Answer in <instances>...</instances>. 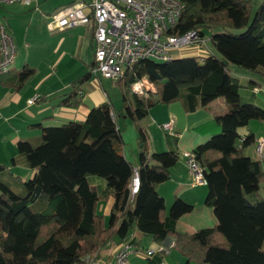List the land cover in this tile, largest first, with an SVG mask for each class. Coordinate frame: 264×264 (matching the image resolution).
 I'll use <instances>...</instances> for the list:
<instances>
[{
    "label": "trees",
    "instance_id": "obj_1",
    "mask_svg": "<svg viewBox=\"0 0 264 264\" xmlns=\"http://www.w3.org/2000/svg\"><path fill=\"white\" fill-rule=\"evenodd\" d=\"M178 1L182 13L173 33L196 30L205 37V31H212L210 54L138 60L115 81L121 109L103 102L89 108L81 121L42 127L36 143L17 142V152L34 171L30 178L21 181L0 163V264H84V256L99 258L126 240L132 227L159 241L172 237L173 248L187 264H264V198L259 194L264 169L261 159L245 153L262 134L264 108L240 101L241 83L229 68L232 64L264 77V0L257 8L251 0ZM34 71L23 66L0 76V84L18 91ZM143 78L155 90L138 95L131 86ZM88 79L89 72L72 81L58 105L79 106ZM216 98H223L229 110L200 126L215 133L191 151L205 179L204 204L216 223L188 234L177 230L176 223L193 205L175 197L166 212L157 191L170 178L179 154L148 151L142 121L157 103L179 102L185 113H192L207 111ZM119 116L135 123L140 146L136 167L123 153ZM134 169L139 185L131 195ZM89 177L104 181L102 194ZM109 195L114 201L104 222L96 208Z\"/></svg>",
    "mask_w": 264,
    "mask_h": 264
},
{
    "label": "rangeland",
    "instance_id": "obj_2",
    "mask_svg": "<svg viewBox=\"0 0 264 264\" xmlns=\"http://www.w3.org/2000/svg\"><path fill=\"white\" fill-rule=\"evenodd\" d=\"M70 1L73 0H43V2L39 4V10L48 12L54 6L65 5ZM251 1L254 8H257L262 0ZM0 24L5 27L6 31L13 38L16 49V56L9 67V71L18 72L23 66H29L35 70L30 79L18 91L0 85V156L6 159L10 151L17 152V145L15 146L14 142L15 139H18L16 137L19 135L33 136L34 133L38 131L40 132V130L37 129V125L39 122L46 121V119H44L45 115L52 113L55 114L53 122L47 124L43 123V126L60 125L61 123L68 121L67 116H63L62 112L59 113V109L54 103L58 97L70 90V83L82 75V69L80 70V68L84 67L85 70L86 59L92 55V51L90 48L87 51L84 50L85 55H83V58H76L74 52L77 40L82 34V28L50 32L46 27V21L41 19L39 12L35 11L32 6H27L21 3H0ZM211 33L212 31L210 30L205 31V38L208 39ZM195 46L196 45L183 46L180 52L173 53L174 58H180L184 55H194L197 50ZM77 65L80 67L78 68ZM229 68L231 71L235 69L232 64H229ZM250 74L258 80L261 86L264 87L263 76L252 73ZM241 81L242 79H240V82ZM99 87L108 94L111 107L115 110L121 109L122 98L119 85L115 81L101 78ZM240 90H242V88ZM39 95L44 96V102L34 101L32 104L27 102L28 97H30L29 99H33L34 97L38 98ZM261 107L264 108V105ZM71 108L75 109L74 107ZM149 111L150 113L147 119L148 125H146L149 140L147 146L148 151H155L161 149L160 145L162 144L163 134L161 130L156 127V122H154L153 119L165 121L171 113L173 119L177 121V126L179 125L180 128L183 129L187 113L184 112L179 102L167 105L157 103L150 108ZM202 112L204 111H201V114L199 113V115H197L199 118L200 116L203 117ZM192 118H195V116ZM142 124L145 126V120L142 121ZM203 124H201V126ZM116 125L120 130L122 137L124 155L137 160L140 146L137 142L138 132L135 123L128 118L119 116L116 118ZM190 132L192 133L189 134L194 133L197 136L207 134V137L203 141L208 139L212 133H215V131L203 133V130L200 127L199 129L190 130ZM188 135L183 138V144H188ZM183 153V150L179 151L178 160L183 161ZM10 171L14 175L17 173L22 175L21 170L12 169ZM189 180L190 179L185 178L182 184L187 185ZM179 181L180 180H178V182ZM14 187L17 188L16 185H14ZM206 194L203 196L204 199ZM259 194L264 198V181L260 184ZM170 198L172 199V195H170L169 192L166 196L168 210L171 205H169L171 201L169 200ZM33 207H35V205H32V208ZM197 210L198 209H196V211ZM212 214L214 216V213ZM262 247L264 248V241Z\"/></svg>",
    "mask_w": 264,
    "mask_h": 264
},
{
    "label": "built area",
    "instance_id": "obj_3",
    "mask_svg": "<svg viewBox=\"0 0 264 264\" xmlns=\"http://www.w3.org/2000/svg\"><path fill=\"white\" fill-rule=\"evenodd\" d=\"M41 0H0V3H21L32 6L46 21L50 32L63 31L72 27H91L93 39V62L89 74L99 78L117 81L124 71L140 59L156 61L170 60L174 52H180L186 45H196V52L208 55V40L196 30L183 34L173 33L182 13L178 0H86L68 4L51 14L39 10ZM197 52V53H198ZM196 54V53H195ZM16 56L13 38L0 24V76L9 71ZM138 95L154 91V87L143 78L131 86ZM255 93L259 87H253ZM37 97L28 99L32 104ZM173 117L160 125L161 129L173 134ZM255 153L262 160L264 136L257 139ZM191 179V186L205 184L202 168L193 152L183 153ZM138 174L134 169L131 179V195L137 191ZM133 245L128 240L118 244L111 261H100L94 254L83 257L84 264H127Z\"/></svg>",
    "mask_w": 264,
    "mask_h": 264
},
{
    "label": "crops",
    "instance_id": "obj_4",
    "mask_svg": "<svg viewBox=\"0 0 264 264\" xmlns=\"http://www.w3.org/2000/svg\"><path fill=\"white\" fill-rule=\"evenodd\" d=\"M79 1H86V0H73L70 2H79ZM41 2H43V0H41L39 4ZM69 3L65 5H68ZM65 5H57V6H54L48 12H44V11L42 12L51 14L56 9L62 6H65ZM72 28H82V34L81 36H79L77 40L74 56L80 59V58H83V55H85L84 50L87 51L90 48L92 51V55L86 59L85 70H84V67L80 68V70L82 69L81 74L84 75L85 73L89 72L90 66L92 65V62H93L94 43L92 39V28L91 27H81V26L72 27ZM72 28H69V29H72ZM197 52L196 54H194L195 56H199V57L204 56L203 54L201 53L199 54V52L198 53ZM184 56H192V55H184ZM77 67L79 68L80 66L77 65ZM234 68L235 69L231 71L232 74L238 77L239 82H240V79H242V81L240 82L242 90H239L240 101L242 103H253V104L257 103L256 105L259 104L258 106L260 107L263 106L264 105V87L261 86L258 80L254 76H252L249 72H243V70H240L236 67ZM12 73L14 72L8 71L6 74H12ZM100 79L101 78H99L98 81H95L91 78L89 74V79L81 86L82 92H80V95H79L81 97V104L78 108H75V109L71 107H64V106L58 105V103L61 101L63 96L71 91V85H70V90L62 94L60 97H58L56 102L54 103V105L59 109V113L62 112L63 116L66 115L68 118V121H81L84 119L89 108L93 106H97L103 102H107V101L110 102L108 94L99 87ZM250 79L251 81L249 82ZM254 86L259 87L258 93H255L253 91ZM8 89H11V88H8ZM29 98L30 97H28L27 100ZM40 101L42 102L45 101L44 96L39 95L38 98L35 100V102H40ZM208 107L209 109L207 111L203 109H197L196 111L192 113H187L185 116L186 121H185L183 129L180 128L179 125L177 126V121L173 119L174 120L173 134H169L168 132H165L160 127V125L164 124L165 122H168L170 118L169 116H171V113L168 116V119L165 121L163 120L160 121L159 119H153L154 122H156V127L159 128L163 134L162 144L160 145L161 149H157V150L177 151L178 153L180 150H183L184 152H191L198 144L203 143L204 142L203 140L207 137V134H204L203 136H197L194 133L189 134V133H192L190 132V130H195L197 128L199 129L201 124L208 122L215 116L223 115L227 113L229 110V106L228 104L225 103L223 98H216L212 100L209 103ZM201 111H204L202 112L203 117L200 116L199 118V116L197 115H199V113L201 114ZM54 116H55L54 113L44 116V119H46V121L39 122L37 125L38 126L37 129L40 130V132L38 131L39 133L36 132L34 133L33 136L19 135L18 137H16L18 139L14 140L15 146L17 145V142L19 140L29 141L32 144L38 142L40 134H41V128L44 127L43 123L47 124V123L53 122ZM193 116H195V118H192ZM147 119L148 117L145 119L146 125H148ZM68 121H65L63 123H66ZM54 126H57V125H54ZM209 131L214 132L215 129L211 128V130ZM209 131L203 130V133L209 132ZM260 132H262V134H260L258 138L261 136H264V129L260 130ZM240 133L241 135H244L246 133V129L245 128L241 129ZM186 135H188L187 137L188 144H183L182 140ZM151 151H154V150H151ZM11 152L12 151L8 153V157L6 159L0 156V163L5 164L8 167L9 172H11L10 170L12 169L21 170L22 175H20V173H17L16 175H14L11 172L12 175L18 176L21 181L26 180L24 178H30L33 175L34 171L28 167L24 155L19 154L16 151L12 153ZM245 153L249 155L253 160H256L258 158L255 153L254 145L247 147L245 149ZM125 157L132 163L134 167L138 165V158L136 160L134 158L131 159L130 157H127L126 155ZM261 166L264 169V155L262 158ZM185 178L190 179L187 166L185 164L184 159L183 161L178 160L177 163L170 170V178L167 181L159 184L157 187V191L159 195L162 196V198L164 199L166 212H168V207H167L168 204L166 203V196L167 194H169V192H170V195H172V199L171 198L169 199L171 200L169 205L171 204V202L174 200L175 197H179L183 199L184 201L191 203L193 205L192 211L182 215L176 223L177 230L191 234L200 228L214 226L216 223V218L212 214L213 213L212 209L210 207H207L203 201L204 200L203 196H205L206 194V188H205L206 186H203L205 184L198 185V186H191V179L189 180V183L187 185L182 184ZM178 180L180 181L178 182ZM89 183L92 187L96 189L98 193L100 194L103 193L104 188H105V183L103 180L96 178V177H89ZM113 201H114L113 197L109 195L108 197L100 200L97 204V208H96L97 213L103 217L104 222L108 221V218H109V215L112 209ZM196 209L198 210L196 211ZM126 240L130 241L134 249L133 252L129 255L127 264H187L186 259L183 256H181L177 250L173 248L172 246L173 238L170 236L159 241V240L154 239L150 235L142 234L135 227H132L130 231L128 232V236ZM117 246L118 244L102 251V253L99 256L100 261H111Z\"/></svg>",
    "mask_w": 264,
    "mask_h": 264
},
{
    "label": "bare ground",
    "instance_id": "obj_5",
    "mask_svg": "<svg viewBox=\"0 0 264 264\" xmlns=\"http://www.w3.org/2000/svg\"><path fill=\"white\" fill-rule=\"evenodd\" d=\"M190 52V51H189ZM192 52V51H191ZM194 52V51H193ZM175 53V52H174ZM187 53V52H186ZM248 80V79H247ZM72 122V121H71ZM137 165V164H136Z\"/></svg>",
    "mask_w": 264,
    "mask_h": 264
},
{
    "label": "water",
    "instance_id": "obj_6",
    "mask_svg": "<svg viewBox=\"0 0 264 264\" xmlns=\"http://www.w3.org/2000/svg\"><path fill=\"white\" fill-rule=\"evenodd\" d=\"M226 63V61H224Z\"/></svg>",
    "mask_w": 264,
    "mask_h": 264
}]
</instances>
